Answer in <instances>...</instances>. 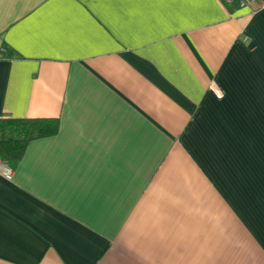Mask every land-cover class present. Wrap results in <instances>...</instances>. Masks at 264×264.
Segmentation results:
<instances>
[{
  "label": "crops",
  "instance_id": "1",
  "mask_svg": "<svg viewBox=\"0 0 264 264\" xmlns=\"http://www.w3.org/2000/svg\"><path fill=\"white\" fill-rule=\"evenodd\" d=\"M0 118V264H264V7L0 0Z\"/></svg>",
  "mask_w": 264,
  "mask_h": 264
},
{
  "label": "trees",
  "instance_id": "2",
  "mask_svg": "<svg viewBox=\"0 0 264 264\" xmlns=\"http://www.w3.org/2000/svg\"><path fill=\"white\" fill-rule=\"evenodd\" d=\"M58 129L57 118H0V157L17 162L32 140L51 136Z\"/></svg>",
  "mask_w": 264,
  "mask_h": 264
},
{
  "label": "built area",
  "instance_id": "3",
  "mask_svg": "<svg viewBox=\"0 0 264 264\" xmlns=\"http://www.w3.org/2000/svg\"><path fill=\"white\" fill-rule=\"evenodd\" d=\"M221 1L229 5L238 3L239 5L242 6H252L254 8L264 7V0H221ZM220 96H222L221 93ZM0 173L3 174L5 178L9 180L13 178V173H14V170L9 165V163L4 161L1 157H0Z\"/></svg>",
  "mask_w": 264,
  "mask_h": 264
}]
</instances>
